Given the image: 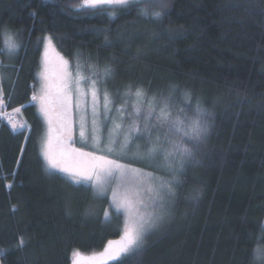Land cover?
Segmentation results:
<instances>
[{
    "label": "trees",
    "instance_id": "1",
    "mask_svg": "<svg viewBox=\"0 0 264 264\" xmlns=\"http://www.w3.org/2000/svg\"><path fill=\"white\" fill-rule=\"evenodd\" d=\"M78 1L0 0V49L5 36L20 44L0 52V264H70L72 251L101 248L121 231L91 185L45 167L31 98L46 33L69 58L110 68L117 90L153 96L178 85L211 114L168 219L108 264H251L249 235L264 226V0H165L159 22L136 7ZM164 29L180 38H158ZM7 113L26 127L14 131Z\"/></svg>",
    "mask_w": 264,
    "mask_h": 264
},
{
    "label": "snow or ice",
    "instance_id": "2",
    "mask_svg": "<svg viewBox=\"0 0 264 264\" xmlns=\"http://www.w3.org/2000/svg\"><path fill=\"white\" fill-rule=\"evenodd\" d=\"M99 4H115L123 7H136L138 14L143 18L152 19L153 22L161 21L168 13L165 0H82L83 6H95ZM144 5V7H140ZM159 9V11L155 9ZM160 39H179V34H173L171 29H164L162 33L156 34ZM20 48V44L12 37L8 36L4 40V48L0 52L7 51L9 55L15 54ZM67 65V61H64ZM112 70L105 68V75L110 76ZM66 75V74H65ZM41 91L40 94H34L32 101L39 104L41 115L49 124V137L41 145V155L51 169L65 173L74 183L79 184L91 177L77 168L84 164H90L93 169L100 168L107 172L126 171V167L117 160L109 159L111 155L127 156L130 152L133 160L144 161L145 163L159 159V167L167 173V177H153L159 181L156 186H149L146 189V195L149 203L146 207L150 208L147 214H139L130 225H126L122 242L115 250L112 259H118L121 254L134 253L139 250L143 244L145 234L152 228L160 224L169 214L173 206L177 190L182 184L180 177L184 174L185 162L194 157L199 149L200 143L206 139L210 126L211 114L201 106L198 98L193 104L192 93L181 90L178 85H169L166 93L158 91L151 98L148 97L144 89L127 86L128 96L135 97L136 103L132 106L131 112L127 109V102L115 109L116 117L105 115L104 119L112 120V126L108 131L107 142L102 138L101 127L98 123L97 99L98 84L97 79L88 81L83 78V82L88 84L87 91H81V79L70 80L64 77L60 83L53 85L48 77L47 66L41 73ZM55 91V99H53ZM75 92L77 96L92 98V120L90 132L84 116H81L79 122V135L81 141L87 144L90 136L94 151L84 152L82 149L62 148L59 153L52 148V124L55 116L60 120V128L57 135L59 143L63 144L64 139L71 141V131L74 121L69 118V109L71 107L72 97L69 93ZM179 96L182 104L175 103V98ZM11 97H9V100ZM104 112L109 110V95L107 91L103 93ZM4 104L3 89L0 88V105ZM139 105V106H137ZM13 109L20 113L21 108ZM75 107H80L77 101ZM120 122L117 123L116 120ZM125 121H131L125 126ZM142 121V125L140 123ZM12 129L25 128L23 123L17 124L9 121ZM137 141L144 142V149L141 151V145ZM133 147L135 151H132ZM23 151V149H22ZM97 153H101L97 155ZM71 163H68V160ZM132 171H138L132 169ZM152 176V174H149ZM195 198V197H194ZM143 204V201H140ZM123 208L130 215L133 212L131 202L117 203L116 210ZM15 210V209H13ZM105 216L108 213L105 212ZM249 240L256 244L252 249L251 264H264V226H261L259 238L253 240V234L249 235ZM110 244L112 242H109ZM74 257H78V252H73ZM73 264H79L74 260Z\"/></svg>",
    "mask_w": 264,
    "mask_h": 264
},
{
    "label": "rangeland",
    "instance_id": "3",
    "mask_svg": "<svg viewBox=\"0 0 264 264\" xmlns=\"http://www.w3.org/2000/svg\"><path fill=\"white\" fill-rule=\"evenodd\" d=\"M101 5H109L114 6L115 4H99L95 6H83L82 0L78 1L79 8H94ZM8 36H5V39ZM14 38V37H13ZM16 39V38H15ZM64 61H67V65L64 64ZM45 66H47V73L50 82L53 85L60 83L61 78L64 77L66 79L75 80L81 79V91L88 90V84L83 82V78H87L88 81L92 79H97L99 81L98 84V99H97V111H98V123L101 127L102 131V138L104 142H107L108 131L112 126V120H105V115H110L111 117H116L115 109L120 107L122 104L127 102V109L129 112L133 110V105L136 103L135 97L126 95L127 89H115L110 83V76L105 75V67H99L93 62H83L80 57H72L69 58L66 56L56 45L54 39L52 38L51 34L46 33L42 40H41V61L40 67L37 72V83H36V93L37 95L40 94L41 91V73L44 72ZM66 74V75H65ZM107 91L109 95V112H104V100H103V93ZM72 97L71 99V107L69 109V118L74 121L72 125L71 131V141L67 138L64 139L63 144L59 143L57 140L58 131L60 128V120L57 119L55 116L53 117V124H52V148L53 151L59 153L62 148L68 149L69 151L72 148L82 149L84 152H92L94 149L90 146L92 141L90 136L87 140V144L81 141L79 135V122L81 116H84L87 124L88 129L90 132L91 128V120H92V98L89 94L87 97L80 95L77 96L75 92L69 93ZM149 98L152 95L147 94ZM53 99H55V91H53ZM77 101L79 102L80 107L77 109L75 107ZM176 104L181 105L182 103L175 101ZM139 106V105H137ZM37 107L39 110V104L37 102ZM40 113V110H39ZM11 115V114H10ZM7 113L8 118H13ZM41 119L43 122L41 136L39 138V148L41 152V145L42 143L48 139L49 137V124L46 119L41 115ZM117 123L120 121L117 119ZM131 121H125V126ZM142 125V121H140ZM141 145V151L144 149V142L137 141ZM132 151H135L133 147ZM101 153H97L100 155ZM43 157V156H42ZM109 159L117 160L121 165L126 167V171L123 173L119 172H107L104 169L96 168L93 169L90 164H84L77 168L78 171L86 172L91 178L88 180H84L87 185H91L94 189V195L97 196V201L99 203L103 200L106 204H104L103 213L105 212L109 214L110 210H112L115 214L119 215L120 224H121V231L117 237L112 238L105 246L85 251V253H79L78 257H72V252L70 255V264H73L74 260H78L79 264H108L111 261L116 259H112L111 256L115 252V250L120 246L122 242V237L124 235L126 225H130L134 219H137L139 214H147L151 211L150 208L146 207L149 203L148 197L145 194L146 189L149 186H156L159 181L153 179V177H167L168 173L161 167H159L161 161L159 159L149 161L145 163L144 161L140 160H133L131 152L127 156L122 155H111L108 157ZM44 164L47 170H55L49 168L46 161L44 160ZM71 163L69 159L67 161ZM132 169H136L138 171H132ZM58 171V170H55ZM63 173V172H62ZM152 174L150 176L149 174ZM66 175L65 173H63ZM67 176V175H66ZM68 177V176H67ZM68 180L73 184V180ZM105 198V199H102ZM125 201L131 202L133 207V212L130 215L126 212L123 208L119 211L116 210L117 203H124ZM143 201V204L140 203ZM102 203V202H101ZM168 216L156 227L150 229L146 234L144 239L148 236V234L153 231L154 229L162 226L165 221L168 219ZM106 217V216H105ZM144 241V240H143ZM123 255V254H121ZM120 255V256H121Z\"/></svg>",
    "mask_w": 264,
    "mask_h": 264
},
{
    "label": "crops",
    "instance_id": "4",
    "mask_svg": "<svg viewBox=\"0 0 264 264\" xmlns=\"http://www.w3.org/2000/svg\"><path fill=\"white\" fill-rule=\"evenodd\" d=\"M36 104H37V102H36ZM38 108V107H37Z\"/></svg>",
    "mask_w": 264,
    "mask_h": 264
}]
</instances>
